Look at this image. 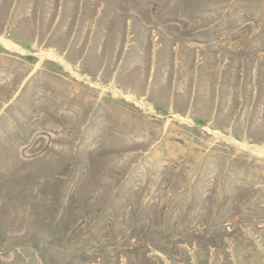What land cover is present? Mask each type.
<instances>
[{
	"label": "rangeland",
	"instance_id": "obj_1",
	"mask_svg": "<svg viewBox=\"0 0 264 264\" xmlns=\"http://www.w3.org/2000/svg\"><path fill=\"white\" fill-rule=\"evenodd\" d=\"M0 264H264V0H0Z\"/></svg>",
	"mask_w": 264,
	"mask_h": 264
}]
</instances>
